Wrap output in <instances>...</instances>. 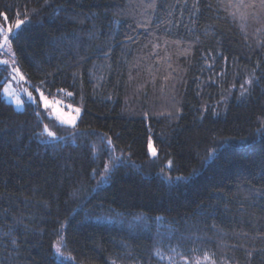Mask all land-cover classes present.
Segmentation results:
<instances>
[{
	"label": "trees",
	"instance_id": "trees-1",
	"mask_svg": "<svg viewBox=\"0 0 264 264\" xmlns=\"http://www.w3.org/2000/svg\"><path fill=\"white\" fill-rule=\"evenodd\" d=\"M151 2L0 0V27L26 19L12 52L31 90L82 111L67 128L0 87V264H160L174 246L264 264V10Z\"/></svg>",
	"mask_w": 264,
	"mask_h": 264
},
{
	"label": "snow or ice",
	"instance_id": "snow-or-ice-1",
	"mask_svg": "<svg viewBox=\"0 0 264 264\" xmlns=\"http://www.w3.org/2000/svg\"><path fill=\"white\" fill-rule=\"evenodd\" d=\"M181 2H183L185 5H187L188 0H176L177 4H179ZM218 3L224 5L225 0H218ZM258 3H259L260 9L264 10V0H258ZM156 6H157L156 0H152L151 3L146 5V7L149 9H155ZM256 6H257L256 0H226V8L229 10V15H231L234 19L239 18L242 21L247 20V17H248L247 9L255 8ZM192 7L194 9H196V11H199V0H193ZM25 16L27 18V14H25ZM4 19H5V21H7L8 18L6 15H5ZM25 22H26V19H16L14 25L9 24V26L6 29L3 27H0V35L3 36L2 42H0V49H5L9 53H11V56H12L11 62L7 59L0 60V65L7 66V68H5V71H7L8 68H11V72H9V76H11L12 80L17 81V83H20V82L27 83V81H26L25 76L21 74L20 69L18 67L14 66L16 64V59H15V53L12 52V38L16 35V33L13 31V28H15L16 30H19L21 28V26L25 24ZM242 27H243V25H242ZM167 43L168 42L165 41V44H167ZM175 43H179V41H176ZM153 47L158 48L159 45L154 44ZM7 79H8V77H5V81H4L5 84L7 83ZM245 83L251 85L252 80L249 79V80L245 81ZM0 87H3V94L6 97H9L12 100H14L17 108L22 107L23 102L21 101V98L19 97V95L15 91H13L11 89L10 85L4 86L3 84H0ZM241 88L243 89L241 92V96H244L245 92L247 90L244 89L243 85H241ZM23 90L27 93L29 100L32 101L33 103H35V98L33 97L32 92L28 91L27 88H24ZM35 91L37 93H39L40 100L42 101L44 108L45 109H51V111L48 113L50 118L52 116H54L55 119L61 125H70L73 128L76 127V121L79 118L80 111H81V109L79 107L72 109V111L75 112V115H72L71 112L65 113V112H63V110L60 107H58V105L61 103V101H59L55 98H53L50 101L49 97L46 96L44 94V92L41 90V88H39V87H36ZM59 91L63 92L64 89H60ZM67 95L72 96L73 94L71 92H67ZM36 115L39 117L40 113L37 112ZM262 126H264V125H262ZM258 131H260V129H258ZM43 133L46 134L47 138H50L52 140L62 139V137L57 136L55 131L50 130L48 124H44ZM37 135L41 136L42 134L37 133ZM109 143H111L110 139H109ZM149 150H150L151 155L153 157H155L157 155L155 148L152 147L151 138H149ZM171 166H172V162L169 161L168 167H171ZM104 171L105 172L109 171V165H107V164L104 165ZM168 179H171V177H168ZM176 179L177 180H183V179H187V177H179L178 176V177H176ZM13 243L15 244V240H13ZM53 247H54V251H55L56 256L61 257L65 261H70L73 259V257L70 254H66L63 251L64 244H63L62 238L57 239L55 241V244L53 245ZM204 259L205 260L209 259L207 254H205ZM195 264H200V261L197 260L195 262ZM212 264H215V261H213Z\"/></svg>",
	"mask_w": 264,
	"mask_h": 264
},
{
	"label": "rangeland",
	"instance_id": "rangeland-1",
	"mask_svg": "<svg viewBox=\"0 0 264 264\" xmlns=\"http://www.w3.org/2000/svg\"><path fill=\"white\" fill-rule=\"evenodd\" d=\"M13 31L15 33L17 32V30L15 28H13ZM5 59H7V60H9L11 62L12 56H11V53L6 51L5 49H2L1 55H0V60H5ZM26 81H27V83H25V82L17 83V81L12 80L11 76H10L8 78V80H7V83L5 84V86H9L10 85L11 89L13 91H15L19 95V97L21 98V101L23 102L21 108H17L16 103L14 102V100H12L9 97H6L3 94L4 101L6 103L10 104L16 111H18V112L23 111L24 107H25V102H32V101L29 100V97H28L27 93L23 90L24 88H27L28 91L32 92V95L35 98V103L39 104L41 106V108L48 114L51 111V109H45L44 108L43 103L40 100L39 93L33 92L31 90V86H30V84H29L27 79H26ZM49 100L51 101L52 99H49ZM59 101H61V103L58 105V107H60L63 110V112H65V113L71 112L72 115H75V112L72 111V109L76 108L75 106L71 105L70 103H67L66 101H64V99L59 100ZM81 114H82V111H80V116H81ZM80 116L77 119L76 124H77L78 120L80 119ZM51 119L55 120L58 125H61L55 119L54 116H52ZM61 126H64V127H67V128H72L70 125H61ZM47 139L48 140H52L50 138H47ZM152 147H153V145H152ZM148 151H149V155H150L151 158H155L157 156L156 155L155 157H153L151 155L150 150H148ZM158 233H162V234H160L162 236L166 235L163 232H158ZM155 258L160 262V264H195V262L197 260L200 261V264H212L211 261L205 260V259H200V258H193L194 262L192 263V258L191 259L183 258V255L180 253V249H176V246L170 248V250L167 251V252H165V251L160 249V251L156 253Z\"/></svg>",
	"mask_w": 264,
	"mask_h": 264
}]
</instances>
